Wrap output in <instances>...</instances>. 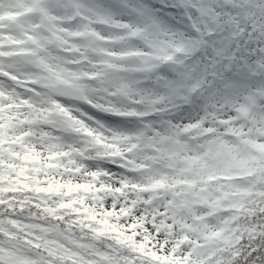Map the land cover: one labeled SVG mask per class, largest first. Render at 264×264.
I'll return each mask as SVG.
<instances>
[{"label":"snow or ice","instance_id":"1","mask_svg":"<svg viewBox=\"0 0 264 264\" xmlns=\"http://www.w3.org/2000/svg\"><path fill=\"white\" fill-rule=\"evenodd\" d=\"M0 264H264V0H0Z\"/></svg>","mask_w":264,"mask_h":264}]
</instances>
